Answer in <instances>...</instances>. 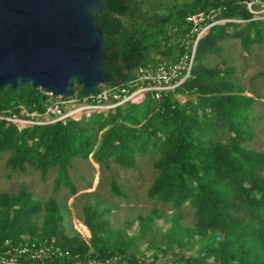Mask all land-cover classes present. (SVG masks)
Here are the masks:
<instances>
[{"label": "trees", "instance_id": "trees-1", "mask_svg": "<svg viewBox=\"0 0 264 264\" xmlns=\"http://www.w3.org/2000/svg\"><path fill=\"white\" fill-rule=\"evenodd\" d=\"M244 1L103 0L96 25L105 50L106 83L124 81L138 65L174 61L195 38V33L189 34L191 23L186 16L218 8V17L249 19ZM230 35L237 36L243 47L264 42V20L208 27L196 41L189 76L176 89L186 96L183 102L170 94L157 99L146 94L138 102H125L65 123L18 129L0 120V152L7 153L5 164L19 171L27 165L41 174L55 168L58 186L61 181L67 183L66 168L75 157L90 155L103 167L111 163L132 167L136 153L157 154L152 161L156 175L147 196L171 209L187 203L194 217L192 231L202 237L200 255L182 261L264 264V153L246 147L251 137L246 115L253 99L241 94L229 79V67L207 68L200 60L205 53H215L217 42ZM170 38L176 39L174 45L168 42ZM152 50L163 59H155ZM74 90L84 94L75 83ZM46 96L29 84L4 87L0 89V109L23 104L40 111ZM112 189L121 194L114 184ZM37 209L38 203L27 193L0 195V243L5 239L35 242L71 255L116 254L118 264H144L120 244H108L96 235L87 221L93 247L75 235H63L52 200L45 203V220L37 229L29 218Z\"/></svg>", "mask_w": 264, "mask_h": 264}, {"label": "rangeland", "instance_id": "rangeland-1", "mask_svg": "<svg viewBox=\"0 0 264 264\" xmlns=\"http://www.w3.org/2000/svg\"><path fill=\"white\" fill-rule=\"evenodd\" d=\"M226 31L231 32V28ZM205 33L195 34L187 44H196V37L199 39ZM175 40L170 38L168 42L174 45ZM217 47L215 53H205L201 63L218 70L225 65L229 67V79L241 94L253 99L250 113L246 115L251 131L246 147L264 153V42L243 47L237 36L230 35L219 40ZM152 56L163 59L156 50H152ZM156 156L136 153L132 167L113 163L103 167L90 155L75 157L66 168L67 183L61 181L55 186V168L44 174L27 165H24V171L11 169L5 164L7 153L0 152V195L14 196L23 192L37 202L38 209L29 216L37 229L45 220V203L52 200L60 216L57 225L67 237L75 235L93 247L87 221L96 235L108 244H120L127 253L142 258L144 264H185L182 260L197 257L202 252V237L192 231L194 217L187 203L171 209L147 196L146 190L156 175L152 166ZM112 184L121 194L113 191ZM178 239L182 245H177Z\"/></svg>", "mask_w": 264, "mask_h": 264}, {"label": "water", "instance_id": "water-1", "mask_svg": "<svg viewBox=\"0 0 264 264\" xmlns=\"http://www.w3.org/2000/svg\"><path fill=\"white\" fill-rule=\"evenodd\" d=\"M103 0H0V89L69 97L107 82L96 25Z\"/></svg>", "mask_w": 264, "mask_h": 264}, {"label": "built area", "instance_id": "built-area-1", "mask_svg": "<svg viewBox=\"0 0 264 264\" xmlns=\"http://www.w3.org/2000/svg\"><path fill=\"white\" fill-rule=\"evenodd\" d=\"M245 9L251 14L249 19H264V0H245ZM218 8L209 12L186 16L191 23L189 34L199 35L209 26L224 22H243L249 19L218 17ZM196 37L195 40H197ZM194 45L188 46L174 61H157L154 64L138 65L130 76L122 82L103 83L92 92L79 95L72 91L69 97L47 94L41 103V110H29L23 104L0 109V120L13 124L16 128L45 125L53 122L65 123L76 120L87 113L112 110L125 102H138L146 94L157 99L165 94L183 101V95L176 91L189 76L194 53ZM85 114V115H84ZM118 255L105 257L71 255L58 247H50L35 242L12 243L5 239L0 243V264H118Z\"/></svg>", "mask_w": 264, "mask_h": 264}]
</instances>
